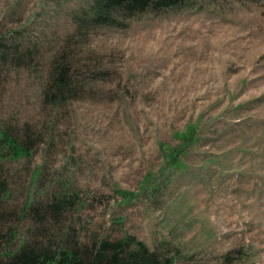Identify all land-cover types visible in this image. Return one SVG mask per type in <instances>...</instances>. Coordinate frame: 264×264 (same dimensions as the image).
Returning <instances> with one entry per match:
<instances>
[{"label": "rangeland", "instance_id": "374dc122", "mask_svg": "<svg viewBox=\"0 0 264 264\" xmlns=\"http://www.w3.org/2000/svg\"><path fill=\"white\" fill-rule=\"evenodd\" d=\"M94 1L0 0V130L32 149L0 159V264L118 242L159 264H264V0L119 27L92 22Z\"/></svg>", "mask_w": 264, "mask_h": 264}, {"label": "trees", "instance_id": "16d2710c", "mask_svg": "<svg viewBox=\"0 0 264 264\" xmlns=\"http://www.w3.org/2000/svg\"><path fill=\"white\" fill-rule=\"evenodd\" d=\"M187 0H95L92 22L119 27V19H129L148 10L158 12L183 5ZM67 72L59 67L52 73L51 84L59 93L67 88ZM182 144L189 142L190 137H183ZM32 149L26 143L19 141L13 134L0 130V159L2 161L19 160L31 156ZM176 152L169 153L170 163L176 159ZM122 198L128 200L130 194L122 193ZM129 242L103 243L93 257L87 259L74 251L60 250L48 254L45 250L37 252L22 248L9 255L8 264H159L154 253L137 242L133 250H127Z\"/></svg>", "mask_w": 264, "mask_h": 264}]
</instances>
